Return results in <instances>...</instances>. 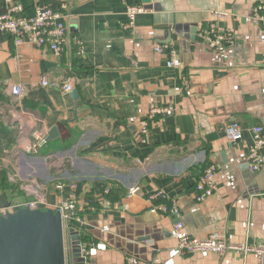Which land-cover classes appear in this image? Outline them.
Segmentation results:
<instances>
[{"label": "crops", "instance_id": "crops-1", "mask_svg": "<svg viewBox=\"0 0 264 264\" xmlns=\"http://www.w3.org/2000/svg\"><path fill=\"white\" fill-rule=\"evenodd\" d=\"M17 1L30 15L40 0ZM64 2L59 54L16 45L0 32V218L31 197L28 180L50 186L49 203L58 199L57 179L76 180L86 264H125L129 256L153 264H257L252 253L182 254L174 234L180 220L199 239L218 233L233 243L264 242V168H250L251 128L264 121V29L253 19V0H150L164 12L145 9L130 29L125 12L143 0ZM212 25L230 32L231 42L204 40ZM163 44L176 51L173 66L167 50L155 49ZM42 77L70 79L78 98L41 86ZM16 85L20 96L11 92ZM231 121L242 129L240 140L226 138ZM54 127L57 135L46 140ZM209 165L215 189L199 201L196 180ZM131 186L141 194L129 196ZM156 190L176 200L178 217L155 208L159 199L149 194ZM64 248L72 264L68 233Z\"/></svg>", "mask_w": 264, "mask_h": 264}, {"label": "built area", "instance_id": "built-area-1", "mask_svg": "<svg viewBox=\"0 0 264 264\" xmlns=\"http://www.w3.org/2000/svg\"><path fill=\"white\" fill-rule=\"evenodd\" d=\"M5 9L0 13V32L8 33L13 37L16 45L27 44L34 47H46L54 54H59L66 42L67 25H66V4L64 0H40L34 7L33 13L26 15L23 13V6L17 0H5ZM55 2L57 6H54ZM255 4L254 21L264 29V0H253ZM145 8L141 5L129 6L125 12L126 21L124 28L130 29L136 20V17L143 13ZM224 15V14H222ZM210 35H204L206 40L213 47H221L224 42H231V33L223 34L215 30V26L210 28ZM80 44V42H78ZM82 49L81 45L79 46ZM156 51L162 52L167 50L170 60L168 66L175 63L176 51L168 45H156ZM40 85L43 87L58 88L65 93L72 91L73 86L70 79L62 81L47 77L40 78ZM11 92L14 96H20L22 89L20 86H13ZM152 113H159V110L152 109ZM253 147L251 148L250 168L257 170L264 168V121L260 125L251 128ZM226 138L230 141H237L242 138V129L236 121H231L225 127ZM42 141V139H41ZM37 143L27 149L28 152H35ZM215 171L213 165L207 166L196 180L197 199L199 201L211 195L215 189ZM50 186L41 185L35 180H28L23 188L32 199L21 203L15 207H26L29 209H51L59 212L62 226L64 229L70 228L69 222L74 218V212L83 210V202L78 201L77 181L57 179L52 188L57 193V201L49 203L47 200V189ZM104 192H109V186L104 188ZM129 196L141 194L138 186H131L127 190ZM151 198L159 199L155 206L157 210L163 213H170L178 217L176 200L167 198L162 190H156L149 194ZM174 234L178 240L177 248L182 254H192L196 252H212L219 256H224L228 252L252 253L255 255L257 264H264V242L258 243H233L228 241L218 233H212L205 239H199L189 235L183 222L178 220L174 225ZM80 252L84 254V259L88 255L85 243L79 241ZM125 264H153L151 261L142 260L134 256H129Z\"/></svg>", "mask_w": 264, "mask_h": 264}, {"label": "water", "instance_id": "water-1", "mask_svg": "<svg viewBox=\"0 0 264 264\" xmlns=\"http://www.w3.org/2000/svg\"><path fill=\"white\" fill-rule=\"evenodd\" d=\"M145 9L164 12L158 4L143 0ZM166 13V12H165ZM163 14L165 24H171ZM167 18V19H166ZM177 28V27H176ZM195 39V34L189 37ZM70 95L78 98L76 90ZM56 128H52L46 140L54 138ZM84 228V226H82ZM68 233L71 242L72 264H86L84 254L78 246L81 236L73 228H63L59 212L51 209L20 208L16 213H7L0 218V264H66L64 239Z\"/></svg>", "mask_w": 264, "mask_h": 264}, {"label": "trees", "instance_id": "trees-1", "mask_svg": "<svg viewBox=\"0 0 264 264\" xmlns=\"http://www.w3.org/2000/svg\"><path fill=\"white\" fill-rule=\"evenodd\" d=\"M2 173L3 172L0 171V188H3L4 187L3 185L5 184L3 181L4 175ZM11 185H13L14 188H16V189L18 188L17 186H15L14 183H12ZM116 187H118V186H116ZM24 199L28 200L30 198L28 196H25ZM81 217H82L81 213L79 211H76V212H74V218L71 219V221L69 222V226L78 232L82 231V226L80 225L79 221L77 220V219H80ZM80 233H81L80 236H82V232H80Z\"/></svg>", "mask_w": 264, "mask_h": 264}, {"label": "rangeland", "instance_id": "rangeland-1", "mask_svg": "<svg viewBox=\"0 0 264 264\" xmlns=\"http://www.w3.org/2000/svg\"><path fill=\"white\" fill-rule=\"evenodd\" d=\"M30 199H32V197H30ZM30 199H28V200H30ZM28 200H27V201H28ZM77 220H79V219H77ZM78 230H79V229H78ZM66 233H67V231H66ZM66 233H65V235H66Z\"/></svg>", "mask_w": 264, "mask_h": 264}]
</instances>
